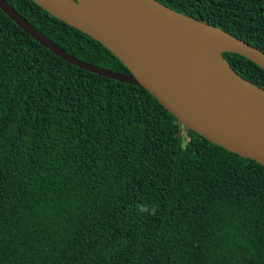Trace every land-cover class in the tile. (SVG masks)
<instances>
[{"label": "trees", "instance_id": "1", "mask_svg": "<svg viewBox=\"0 0 264 264\" xmlns=\"http://www.w3.org/2000/svg\"><path fill=\"white\" fill-rule=\"evenodd\" d=\"M76 59L100 43L5 0ZM264 53V0H155ZM264 90V69L224 52ZM0 264H264V165L180 125L147 90L67 64L0 11Z\"/></svg>", "mask_w": 264, "mask_h": 264}, {"label": "water", "instance_id": "2", "mask_svg": "<svg viewBox=\"0 0 264 264\" xmlns=\"http://www.w3.org/2000/svg\"><path fill=\"white\" fill-rule=\"evenodd\" d=\"M52 17L77 29L110 51L129 71L120 74L67 54L37 31L5 0L0 11L23 32L67 64L87 72L147 90L185 128L229 152L264 165V102L248 91L216 79L186 56L182 43L156 12L161 7L175 17L203 25L155 0H31ZM208 26V25H206ZM235 43L222 53H236L264 69V53L211 26Z\"/></svg>", "mask_w": 264, "mask_h": 264}, {"label": "bare ground", "instance_id": "3", "mask_svg": "<svg viewBox=\"0 0 264 264\" xmlns=\"http://www.w3.org/2000/svg\"><path fill=\"white\" fill-rule=\"evenodd\" d=\"M156 12L169 26L173 37L182 43L183 50L190 60L199 64L203 70L211 72L221 83L235 85L264 102V93L240 80L218 55L220 51L236 47L231 39L206 25L175 17L161 7H156Z\"/></svg>", "mask_w": 264, "mask_h": 264}]
</instances>
